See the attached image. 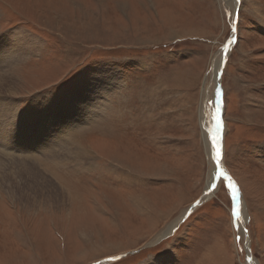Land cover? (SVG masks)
Segmentation results:
<instances>
[{
    "label": "rangeland",
    "instance_id": "1",
    "mask_svg": "<svg viewBox=\"0 0 264 264\" xmlns=\"http://www.w3.org/2000/svg\"><path fill=\"white\" fill-rule=\"evenodd\" d=\"M234 9L238 42L219 83L224 166L241 189V228H248L239 243L223 185L179 223L211 172L201 111L218 84L211 69L231 34L225 10ZM12 31L32 37L39 49L0 62L15 75L19 93H0V117L12 124L24 118L28 135L34 129L40 156L21 165L48 181L43 186L45 179L18 165L0 166V264H94L122 254L104 264H247L249 249L264 264V0H0V46ZM112 68L119 87L84 86L88 98L76 104L84 109L92 100L93 113L77 121L70 140L53 139L63 152L75 143L88 152L46 160L40 137L49 135L38 127L64 123L57 116L68 106L59 94L86 70ZM54 89L41 106L31 103ZM73 97L62 103L73 104ZM7 161L20 163L0 159ZM11 183L27 198L20 202L13 188L8 193ZM55 194L58 202H50ZM176 220L179 232L159 238Z\"/></svg>",
    "mask_w": 264,
    "mask_h": 264
},
{
    "label": "bare ground",
    "instance_id": "2",
    "mask_svg": "<svg viewBox=\"0 0 264 264\" xmlns=\"http://www.w3.org/2000/svg\"><path fill=\"white\" fill-rule=\"evenodd\" d=\"M7 41H8V42H6L7 45L1 44V46H0V62L4 59V62L7 64H9L11 62H15L16 60H18L24 56H27L29 54H34L39 49V46L37 47V44H36L37 42L32 37H30V36L28 37V36L24 35L21 32H18V31H12L11 33H9V38ZM32 47H34V49ZM219 64H220V62L217 61V62H215V65L212 67L213 68V70H212L213 71V77H212L213 80L217 77V75L214 76V73H216V74L218 73ZM5 72H6V70L3 67H1L0 68V93L3 92V93L10 95V96L18 95L19 93H18V90L16 87L18 80L16 79L14 74L8 75ZM1 73H4V74H1ZM95 74H97V75H95ZM95 74L92 73V71L90 72L89 70H86L81 74V76H83L81 79H80V76H78L76 83L72 85V88L70 86L69 88L65 89V91H62V93L59 94L58 97H59V99L61 98L60 99L61 105L68 106L71 109L75 108L76 105L80 106L79 104H76V102L77 103L82 102L81 98H83V97L88 98L87 94H84L86 92L84 91L83 88H87L84 86H89V87L92 86V88H93V86L94 87H99V86L102 87L106 84L105 86L109 85L111 88H113L114 86H117V88L119 87L118 85L120 84L121 79H120V81L118 80L117 72L113 68L112 69H103V70H101L100 73H95ZM1 75L10 76V77L15 78L16 80L12 78L11 82H6L5 80L7 78L4 79ZM89 82H91V83L93 82L92 85ZM217 83H218V80H217ZM92 91H94V88ZM92 91H90V92H92ZM92 93H91V95H92ZM69 96H74V97L76 96V97H78L79 100L77 99L75 102H73V104H69V105L67 103L63 104L62 101L64 99L69 98ZM93 96H94V93H93ZM91 102H92V100L84 101L85 106L87 107V109L88 108L89 109L82 114L80 119H83L86 116L91 115V113H93V110H92L93 108L91 106L92 105ZM84 103H83V105H84ZM95 104H97V103H95ZM81 106H82V104H81ZM205 110L206 109L203 108L201 111V120H200L201 127L203 124V120L207 119L206 116H204L202 119V112ZM13 113H14V111H13ZM89 118L90 117H88V119ZM0 121H2L3 125H4V134L2 137H0V159L5 158V160H7L8 158L9 159L12 158V159H19L20 160V163H17V162L11 163L10 161L0 162V166H4L7 164L18 165L21 168L25 169L27 171V174H29L31 177H34L36 179L37 178H40V179L43 178L42 176H40V174L37 173V171L35 172L31 167H29L27 165H21L23 161H27V160L33 161V160H35L34 158L36 155L40 156V153H37V152H39L40 148L37 149L31 142L32 135H36L34 129L28 131L29 135L26 133V131L24 130V129H26V122H25L24 118L23 119H20V118L15 119L13 124L11 123V121L9 119H6V118L0 117ZM78 121H80V120H78ZM49 124L53 125L55 123H49ZM77 124H78V122H77ZM224 129H225V127H224ZM21 130H24V131L20 132ZM71 130H72V127L68 128V129H63V131H61L59 133V135L63 136L62 140H68L70 138L69 136H70ZM53 134H54L55 138H52L51 130H50L49 134H48L49 136H47V137L41 136L40 137V140L41 139L44 140V149H48V152L46 153V157H47L46 160H49V162L57 161V162L62 163L67 158L71 157L72 155H74V157L76 155L78 158L79 157L82 158L83 153H84L83 150L85 151V154L89 150V148L86 149L85 147L81 146L80 144L78 145L76 143L75 147L72 150H70V146H68L65 149V151L63 152L62 144L57 145L56 142L53 140V139L58 140L59 137H57V136H59V135H56V133H53ZM41 135H45L44 132ZM203 138H204V148H205V151L207 153V158L209 160V156H208L209 155V151H208L209 145L205 139L204 129H203ZM59 148H61V149H59ZM1 151H3V152H1ZM72 152H74V154H69L68 156H65V158L63 157V153L65 155V154L72 153ZM24 153H26V154H24ZM94 154H96V153L94 152ZM113 160H116L117 162H119L117 159H113ZM8 162H10V163H8ZM39 163L41 164V166L44 165V162L41 159H39L38 165H39ZM211 169H212V164H211ZM14 174L16 175V173H14ZM17 174L21 175L20 173H17ZM209 178H210V173H209L208 178H207L205 190L207 188ZM43 179H45V178H43ZM46 181H48V180H46V179L43 180L42 185ZM59 185L61 188H62V186H64L63 183L61 186V182H59ZM43 186H45V185H43ZM12 188L15 191L16 199L18 198L20 200V202H21L22 198H24V199L27 198V196L22 194V190L20 188H16L15 186H13L12 183H11V186L9 185V189L7 192L12 193ZM55 188H56V186H55ZM61 188H60V192L62 193L64 191H61ZM64 188H66V187L64 186ZM65 193L67 194V196L71 197L70 196L71 194H68L67 191H65ZM212 194H209L206 197H210V195H212ZM204 198H205V196H204ZM53 200L55 201V203L58 202L56 194L52 197V200H50V202ZM176 222H177V220L170 223L167 226V228L163 232L160 233L159 238L165 237L168 234H170L169 229L174 224L176 225L177 224ZM252 264H256V263L252 260Z\"/></svg>",
    "mask_w": 264,
    "mask_h": 264
},
{
    "label": "snow or ice",
    "instance_id": "3",
    "mask_svg": "<svg viewBox=\"0 0 264 264\" xmlns=\"http://www.w3.org/2000/svg\"><path fill=\"white\" fill-rule=\"evenodd\" d=\"M235 3L240 4V0H235ZM226 15L229 17V25L231 29V34L227 38L226 42L223 45V54L225 62L227 61V55L232 45L238 42V36L236 35L238 28L237 24L239 21V11L233 10L232 12H227ZM214 75H217L214 73ZM222 76V71L219 73ZM219 78V77H218ZM59 89L50 90L46 93H41L38 96H34L31 103L36 106H41L43 103L49 100V98H54L56 92ZM205 111L202 112V119L204 116L207 117L206 120H203L202 127L205 133V139L209 145V162L212 164V170L210 172V178L205 190V196L212 194L218 190V188L223 185L226 190V193L230 199L231 209L230 215L232 218V227L234 228L236 234L234 236L235 242L239 243L242 239L241 233L247 234L248 228H241L242 223V193L241 189L238 186L237 182L229 174L224 166L225 160V151H224V91L221 84H216L213 90V94L207 99L205 105L203 106ZM4 134V125L0 121V137ZM201 200H196L195 204L191 208L186 209L187 215H183L179 220L180 224L186 223L189 218L192 216V209L201 205ZM179 228L174 224L170 229L169 233L175 236L179 232ZM170 247V246H169ZM243 251V249H240ZM250 251V249H249ZM122 258L116 255H108L106 257L107 261H119ZM247 259L249 264H252V256L248 255ZM96 264H104L103 260H97Z\"/></svg>",
    "mask_w": 264,
    "mask_h": 264
},
{
    "label": "crops",
    "instance_id": "4",
    "mask_svg": "<svg viewBox=\"0 0 264 264\" xmlns=\"http://www.w3.org/2000/svg\"><path fill=\"white\" fill-rule=\"evenodd\" d=\"M114 88H117V86H114ZM63 107L60 105L59 107V110H61ZM64 109L66 111H68L66 114L62 115V114H59L57 116V119L64 122V123H55L54 126H48V127H38L39 130L41 131V133L44 132L45 135H48L49 134V131L50 130H53L55 131L56 135H59V133L61 131H63V129H68V128H65L64 125L66 122H69L71 121L72 119L75 121L74 124L72 126H70L69 128L73 127L74 125L77 124V121L78 120H81L80 117L82 116V114L87 111V107L85 106V108L83 109V106H78L76 105L75 108L71 109L70 107H64ZM67 116V117H66ZM76 144V143H75Z\"/></svg>",
    "mask_w": 264,
    "mask_h": 264
},
{
    "label": "water",
    "instance_id": "5",
    "mask_svg": "<svg viewBox=\"0 0 264 264\" xmlns=\"http://www.w3.org/2000/svg\"><path fill=\"white\" fill-rule=\"evenodd\" d=\"M223 49V48H222ZM221 52H222V55H221V60H220V64H219V72L217 73V80H218V83L220 82V75H219V73L221 72V69H222V67H223V64L225 63V58H224V54H223V51L221 50ZM212 70H213V68L211 69V72H212ZM212 74V73H211ZM213 75V74H212ZM219 77V78H218ZM220 84V83H219ZM212 170V169H211ZM204 196H205V191L203 192V194H202V196L198 199V200H201L202 201V203L205 201V200H207V198L205 197L204 198ZM195 204V202L192 204V205H194ZM192 205H190L188 208H191L192 207ZM242 208H243V205H242ZM195 208H193L192 209V211L194 210ZM184 215H187V212H185V214ZM246 243H248V241L246 240ZM247 246V245H246ZM247 249V248H246ZM248 251V249L246 250V252ZM248 255H250V253H249V251H248V253H247V256ZM118 256H120V257H122L123 256V254L122 255H118ZM247 256H246V263L247 264H249V261H248V259H247ZM104 262H107V260L105 259V260H103ZM94 264H96V263H94Z\"/></svg>",
    "mask_w": 264,
    "mask_h": 264
}]
</instances>
